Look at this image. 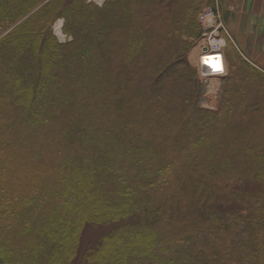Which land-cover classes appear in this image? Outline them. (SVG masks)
Instances as JSON below:
<instances>
[{"label":"trees","instance_id":"16d2710c","mask_svg":"<svg viewBox=\"0 0 264 264\" xmlns=\"http://www.w3.org/2000/svg\"><path fill=\"white\" fill-rule=\"evenodd\" d=\"M43 1L0 0V177L24 161L44 177L37 188L26 178L16 195L0 189V264H74L87 227L105 230L81 264H264V76L229 43L218 108L198 110L185 55L206 0H49L20 22ZM118 7L121 19L141 8L139 31L159 11L175 15L172 34L145 49L147 73L120 86L114 72L128 76L144 37L116 68ZM57 19L70 42L51 33ZM135 101L162 110L165 124L151 126L161 119L152 111L135 123ZM47 125L56 163L39 145ZM172 135H181L174 158L163 150Z\"/></svg>","mask_w":264,"mask_h":264},{"label":"rangeland","instance_id":"374dc122","mask_svg":"<svg viewBox=\"0 0 264 264\" xmlns=\"http://www.w3.org/2000/svg\"><path fill=\"white\" fill-rule=\"evenodd\" d=\"M48 1L49 0H44L41 4H39V6L36 9L32 10L20 22H22L23 20L28 18V16H30L35 10H37L40 6H43ZM104 1L105 0H102V3ZM244 1L245 0H233V2H236L239 5L243 4ZM87 2L96 4L93 0H87ZM213 3H214L213 0H206L205 4L200 9V13H202V10H204L205 8L211 7L214 9ZM98 6H100V5H98ZM123 7L124 6H122V8ZM122 10L123 9H121V7H118V9H117L116 28H115V34H114L115 36H117V38L120 42V46L118 47V51L116 52V57H117V60L115 63L116 68H119V67L122 68L123 65L125 63H127V61H129V58L126 54V48L128 47V44L131 41H133L135 38H137L139 36L140 37L142 36V37H144V42H143L142 50L139 52L138 57L133 58L131 60L134 67H132V69L129 70L128 76L124 75L119 70L114 72L113 81L118 86H120V84H124V85L134 84L140 76L145 74L146 71H144V69H143V67L145 66L144 59H145V57H147V53H146L145 49H148L149 47L151 48L153 46V44L158 43L161 38L166 37L169 34H172V32H173V27H172L173 25L172 24H173V20L175 17V15H172L170 13H168V15H167L163 11L162 12L159 11L157 15H154L153 17L146 19V24H145L146 27L144 30H140V31H142V33H140V31L137 30V28H136V24H137V22H139V19L141 17L139 15L141 8L140 7H129V10H130L129 12L131 14V17H128L129 19H121V17H119L120 15H123ZM200 13L198 14V16L200 15ZM19 23H17V24H19ZM62 26H63V19H57V20H55V22L53 24H51L50 29H51V33L53 34V36L57 39V42L64 44V43L70 42L71 37L63 33ZM12 28L8 29L6 32H4V34L9 32ZM225 30L228 33L226 27H225ZM87 35H91V34H87ZM199 40H200V37L195 39V40L189 41L190 45H189L188 51L186 52L185 60L189 66H191L193 69H195L197 80L201 85L200 97L198 99V102L196 103L198 105L197 106L198 110H203V109L205 110L206 109V110H210V111H215V110H217L218 105H219V98H220V94L222 92V86H223L224 79L227 78V76L229 74V62H228L227 58H225L226 63H227V68H226V74L223 77L212 78V79L211 78L210 79L201 78V76L198 73L199 56L201 54V50H200V47L198 45ZM228 41H230V42H228ZM226 42L227 43H225V48H224L225 56L227 55L226 52L228 50L227 46L229 45V43L231 44V47L233 46L235 48V46L233 45L230 38H228ZM161 50L162 49L159 47L155 48V51H153L154 52L153 55L156 56ZM239 55L246 62H248L252 67H254L258 71H260V73H262L264 76V50L261 52V54L258 55L259 57L257 60L250 58L251 55L249 56L245 53H242V54L239 53ZM192 56H193V58L195 57L194 60H191ZM0 81H1V79H0ZM168 83H169L170 87L175 86L174 80H169ZM249 85H250L252 91L253 90L255 91L257 89L255 86H253L252 83L251 84L248 83V86ZM68 93H69V91H68ZM150 94H151V92H150ZM124 98L127 100V95ZM135 102L137 104L135 107L127 106L128 111H130L131 114L134 116L133 118L135 119L134 120L135 123L140 122V118H142V117H145L147 115H148V117H150V112L152 111L151 113L153 115H158V117L161 119L160 120L157 119V121L151 126L157 127L158 126L157 124H159L161 121L165 124L166 119H165V116L163 115L162 110L159 109V110L155 111L152 109L150 111V109H149V110L142 111V109H140L138 107V105L141 104L142 101H135ZM170 102L177 103V97L170 100ZM167 103H169V100H163L162 106L166 105ZM97 110L100 111L101 109L97 108ZM188 117H190V114L189 115L187 114L186 116H184V118H181V120H180L181 122L178 125L179 130H181V128L184 124V119H186ZM100 118H101V116L97 115V119H100ZM239 122H242L240 124L241 126L244 124L242 119ZM251 122H253V121H251ZM46 128H47V131H46L45 135L43 136L44 139L40 140L39 145L46 147V149L44 151L46 159L44 160V162L46 164L49 162L56 163V160H57L56 159V143L54 142V144L49 146L50 141L48 140V137L53 139L55 137V134L57 133V130L52 128V126H49V125H47ZM99 130H101L100 132L104 136L107 134L106 128L100 127ZM29 133H30V131H27L26 135L28 136ZM180 136L181 135H179V136L178 135L177 136L172 135V138H170V140H167V139L165 140L166 143H165V147L163 149L167 153V154H165V157H169L170 154H171V158L175 157L176 151H177V145L181 141ZM55 139H57V138H55ZM4 143H7V140H4ZM18 144L20 145V147H23L24 146V140H18ZM77 148H79V145H77ZM15 158L16 157H14L13 159L8 158L9 164L13 163ZM20 164L21 163L18 162L12 170H10L7 167H5L3 169L4 173L0 177V189H4V188H6L5 186L8 185L9 189H7L8 190L7 193L12 194V192H14V195H16L15 188L21 182H23V180H25L26 178H30L32 180V186L35 188H37L38 185L41 184L40 181H41V179L43 180L44 177L40 176L39 172L37 173V171H36L37 167H40V164L37 161H31L30 163H28L27 161H24V164L22 165L23 168ZM234 173L239 174V172L236 170ZM56 177H57V171L55 170V172L49 173V176H47L46 178H56ZM256 187H257L256 183L252 182V184L251 183L247 184V189L250 188V189L254 190V188H256ZM188 189H189V187H188ZM104 230H105L104 227H87V228H85V230L82 234L81 240H80L81 248L79 250V256L74 261V264H81L80 259L82 257L83 252H84L85 246L88 243L95 241L96 237L99 236V234H101Z\"/></svg>","mask_w":264,"mask_h":264},{"label":"crops","instance_id":"0c3cea01","mask_svg":"<svg viewBox=\"0 0 264 264\" xmlns=\"http://www.w3.org/2000/svg\"><path fill=\"white\" fill-rule=\"evenodd\" d=\"M213 1L236 50L257 60L264 50V0H245L241 5L233 0Z\"/></svg>","mask_w":264,"mask_h":264},{"label":"built area","instance_id":"2783aa9c","mask_svg":"<svg viewBox=\"0 0 264 264\" xmlns=\"http://www.w3.org/2000/svg\"><path fill=\"white\" fill-rule=\"evenodd\" d=\"M97 5H101L102 0H93ZM197 23L201 29L199 47L200 66L198 73L201 78L210 79L213 75H225L226 68L224 62V36L229 37L225 26L220 21L217 11L211 7L202 10L197 17ZM204 59L208 60L207 62Z\"/></svg>","mask_w":264,"mask_h":264},{"label":"bare ground","instance_id":"6f19581e","mask_svg":"<svg viewBox=\"0 0 264 264\" xmlns=\"http://www.w3.org/2000/svg\"><path fill=\"white\" fill-rule=\"evenodd\" d=\"M193 56H194V55H193ZM193 56L191 57V58H192L191 60H194V58H195V57L193 58ZM204 61H206V62H207L208 60L204 59Z\"/></svg>","mask_w":264,"mask_h":264}]
</instances>
